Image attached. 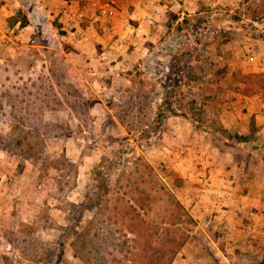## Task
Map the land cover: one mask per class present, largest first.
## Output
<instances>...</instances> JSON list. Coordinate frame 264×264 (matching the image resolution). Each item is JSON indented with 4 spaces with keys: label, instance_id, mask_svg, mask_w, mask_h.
I'll return each instance as SVG.
<instances>
[{
    "label": "rangeland",
    "instance_id": "374dc122",
    "mask_svg": "<svg viewBox=\"0 0 264 264\" xmlns=\"http://www.w3.org/2000/svg\"><path fill=\"white\" fill-rule=\"evenodd\" d=\"M24 1L0 7V32L20 43L0 38V264H264V221L247 205L236 218L242 235L223 215L230 200L215 206V189L213 210L194 212L197 196L188 203L189 129H209V142L255 151L264 163L263 145L243 143L253 133L238 135L220 119L224 102L264 96V65L249 70L264 63V0L167 9L160 37L143 57L122 58L125 69L101 72L106 57L94 41L93 89L68 68L84 58L61 51L68 44L56 38L65 32L57 19L56 29L47 17L21 29L33 24ZM40 2L57 10L58 0ZM91 20H80L87 36L103 34ZM46 33L52 39L41 46ZM210 181L202 183L211 189Z\"/></svg>",
    "mask_w": 264,
    "mask_h": 264
},
{
    "label": "crops",
    "instance_id": "0c3cea01",
    "mask_svg": "<svg viewBox=\"0 0 264 264\" xmlns=\"http://www.w3.org/2000/svg\"><path fill=\"white\" fill-rule=\"evenodd\" d=\"M66 1L71 2L68 7L71 14L62 12ZM83 1H85V4L81 5V0H58L59 4L55 2L57 10L54 14H51L50 11L47 12L45 9L46 3L44 4L41 2L43 6L41 12L43 17L52 19L48 20L47 23L51 24L53 29H56V25L52 22L54 19H57V21L61 23L59 28L65 30V32H56V38L58 40L62 39L68 44V50L65 51L62 47L61 51L67 58L73 57L74 55L81 59L84 58V64L78 66L76 64L68 65V68L76 75L77 80L80 79L82 82L84 80L92 89L95 84L94 80L99 77L98 71H94L90 67V65L96 64L95 62L98 59L93 43H101V48L103 49L102 53L106 57V60L101 62V64L104 65V69L100 70L101 72H112L116 66H121L122 69H125L131 65V62H126L122 60V58H129L132 60L135 57H143L147 51H149L148 42H153L160 37L163 27L162 21L166 17L165 11H167V9L175 11L182 6L188 9V4L185 2L188 0H184V4L178 2L179 0H112L115 6L110 4L109 0ZM77 5H79V7H77ZM44 13H47V15L45 16ZM78 13H80L82 17L84 15L91 17L92 20L90 21V25L92 26L94 21L98 22L99 25L103 27L104 33H95L93 38L87 36V31L85 35L81 37L71 35L69 28L73 25H77ZM36 26L37 25L33 23L21 29L26 30L30 28L34 30ZM115 34H117V36ZM244 37L247 39L249 38L246 36ZM0 38L11 41L13 46L16 47L18 46L17 44H20L16 41V36H8L3 32H0ZM43 38L46 39L42 40L44 43H42L41 46H45V42L48 43L47 39H52L49 33H46ZM29 39L31 42L35 41L32 37ZM30 45L33 46L35 44ZM9 46V49H7L11 50ZM242 48L243 46L241 48L239 47L238 54L241 52ZM248 48L249 47L245 48V51H247ZM73 49L74 52L72 51ZM250 49L253 50V48ZM260 50L263 52L262 49ZM14 52L17 51L14 49ZM241 55H243V53ZM259 56L264 57V54H260ZM255 58L256 56L253 58V61H257ZM112 59H115L114 64L112 63ZM247 62L250 63L249 60ZM262 64L264 65L260 60L253 62L249 70L253 71V69L260 67ZM131 74L133 73L129 74L127 80L132 77ZM86 83H84L83 86L88 88ZM222 107L225 108L220 119L224 127L236 132L238 135L250 136L253 133L254 139H249V141L244 140L243 142L246 143L248 147L252 143H260L264 146L263 95L240 96L224 102ZM61 110L62 109L57 112H62ZM67 111L69 110H66V112ZM169 119L173 120L175 118L169 117ZM252 123L255 126L254 128H252ZM203 133L205 135H203ZM213 133L214 132L209 129L188 130V170H191L188 174L191 179V181L188 182V203L192 204L194 196H197V205L195 204L192 207L194 212H197L199 208L202 212L206 211V209L211 211L210 191L215 189V191L218 192L227 182L226 186L232 189L236 198L235 200H230L225 205L223 215L234 216L235 224L239 231L238 234H242L244 230L240 227V222L236 220V218L242 216L241 212L246 216L245 209L247 208H245L244 205H247L248 209L253 208L257 214L260 212L258 215L259 220L262 222L264 221V163L257 166L255 162L257 160V153L255 151L248 152L246 149L241 151L238 148L228 147L222 149V147L220 148L214 145L211 141L210 143L207 136L211 137L214 135ZM200 137L202 138L201 140ZM235 143H237L238 146L243 145L242 142ZM259 173H261L262 176H260ZM206 176L208 178H206ZM208 179L212 180L209 184L211 186L209 188L211 189H208V185H205ZM194 181L197 182V184H194ZM202 181H204L205 184L202 183ZM189 190L194 191L189 192ZM239 201H241L242 205L238 204ZM256 205H261V210L257 208ZM220 215H222V213H220L219 216ZM255 226L258 227L259 224Z\"/></svg>",
    "mask_w": 264,
    "mask_h": 264
},
{
    "label": "built area",
    "instance_id": "2783aa9c",
    "mask_svg": "<svg viewBox=\"0 0 264 264\" xmlns=\"http://www.w3.org/2000/svg\"><path fill=\"white\" fill-rule=\"evenodd\" d=\"M4 0H0V7L1 8H5V5H7L5 2H2ZM27 1V6L30 7V12H29V21L32 23H40L42 21V17L43 14L41 12V8L42 3L40 2V0H25L24 4L22 6H25V2ZM110 4L113 2L112 0H109ZM71 2L66 1L65 2V7L63 8L62 12L65 14H69L70 11L68 10V7L70 6ZM77 7H79V5H77ZM43 10V8H42ZM78 12H79V8H78ZM71 14V13H70ZM81 15L80 13H78V23L77 25H73L71 26L68 30L70 32L71 35H74L75 37L78 36H83L85 34V29H83V27L80 25V20H81ZM227 185V182L225 183ZM224 185L218 192H214L215 195L212 197L213 202L215 203V206L217 207H221L223 205H225L227 200H231L234 198V194L232 193V191L229 189L228 186ZM244 203V202H243ZM238 204H241L238 202ZM260 214V212H259ZM257 212L253 209L250 208L248 209V215H250L253 219H255L256 221H259V217Z\"/></svg>",
    "mask_w": 264,
    "mask_h": 264
},
{
    "label": "trees",
    "instance_id": "16d2710c",
    "mask_svg": "<svg viewBox=\"0 0 264 264\" xmlns=\"http://www.w3.org/2000/svg\"><path fill=\"white\" fill-rule=\"evenodd\" d=\"M254 75V74H253ZM253 75H251V76H253ZM255 77H256V79L259 77V75L258 74H256L255 75ZM95 170V169H94ZM95 173V172H94ZM107 179V177L106 178H104V182H105V180ZM134 200L137 202L138 200H137V198L136 197H134ZM130 207V209L132 210V212L134 213L135 211H136V209L134 208V206H129ZM137 217H139L140 218V213H134V217H133V219L134 218H137ZM134 233H136V232H134ZM183 243V239H179L178 241H177V244L176 245H174L175 246V248H172L171 249V251H176L180 246H181V244ZM257 263V262H256Z\"/></svg>",
    "mask_w": 264,
    "mask_h": 264
}]
</instances>
